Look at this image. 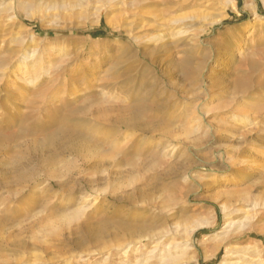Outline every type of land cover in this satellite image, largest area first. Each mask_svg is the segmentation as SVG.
I'll return each mask as SVG.
<instances>
[{
  "label": "rangeland",
  "instance_id": "obj_1",
  "mask_svg": "<svg viewBox=\"0 0 264 264\" xmlns=\"http://www.w3.org/2000/svg\"><path fill=\"white\" fill-rule=\"evenodd\" d=\"M5 1L15 9L0 27L41 71L36 85L0 83V264H125L105 246L152 220L204 223L188 264H221L227 249L264 264V211H252L264 203V0L213 4L191 29L199 47L169 55L141 35L203 11L190 0H150L146 29L122 0L99 4L108 16L48 8L80 0ZM10 48L0 40V62ZM223 204L236 224L224 241Z\"/></svg>",
  "mask_w": 264,
  "mask_h": 264
},
{
  "label": "bare ground",
  "instance_id": "obj_2",
  "mask_svg": "<svg viewBox=\"0 0 264 264\" xmlns=\"http://www.w3.org/2000/svg\"><path fill=\"white\" fill-rule=\"evenodd\" d=\"M105 1L108 4H111L115 0H80L77 3L72 2V4H66V5H57L56 3H54L56 5H53V7L49 6L48 8L49 10H51V13L54 12V14L52 15L60 16L59 15L60 10H62L64 13H68V11L74 12V10L78 8L82 9L84 7L86 8V7L92 6L96 8V12L100 16H103V15L108 16L106 14L107 11L99 7V4ZM149 1L150 0H122V3H121V5H123L124 8H126V10L130 9L131 12H133V16L137 19L138 22L140 21L141 29H146L150 24L148 19L141 18L142 11L146 10L147 8L146 4ZM34 2L32 0H15V4L18 6V9L22 10L23 12L27 10L35 11L38 7H41L42 4H39L37 7L35 6ZM190 3L195 4L197 7L200 8V10H203V11L198 12L197 14L192 15V16H187V17H182V18H173L171 20L166 21V23L163 25V31L145 34L144 36H143L144 34L143 33L141 35L142 37L139 36L141 38L143 37L145 38L146 42L152 48L153 53L155 51L158 53L169 55L174 50H177L183 42H185V46L189 45V46H192L193 48L194 46H198L197 45L198 42L196 43V40H192L190 38L191 29L195 28L194 27L195 24L201 23V20H203L206 17V11H208V9H210L213 4L220 6V8H222L223 10L233 9L235 7L234 5L235 0H190ZM173 8H174L173 4L169 3L168 10L173 9ZM14 9L15 8H14L13 2L10 3V2L5 1L3 5H0V21L4 19L3 16L11 15L14 12ZM249 10H251V8H249ZM48 14L50 15V13ZM148 14L151 15L153 18H155L157 22L159 21L158 20L159 16L156 13H148ZM73 15L74 14H72V17ZM11 20L12 19H10V21ZM251 30L253 31L256 30L255 24L251 26ZM165 32L171 35L169 36L170 38L168 37L169 39H166L167 37L165 35ZM0 40L1 42L3 41V43L7 42L9 44H12V48L9 49V53L11 55L9 54V58H4L0 62V83L1 82L3 83V81L7 83L6 80L14 78L15 81L19 83L20 85L22 84L36 85L38 83L37 74L38 72L41 71V67L37 66L39 61L36 58L38 56L35 53L31 55L28 53L26 39L23 36H19L18 33H15L13 29H4L0 27ZM188 49L190 51V48ZM1 87L2 86H0V90H1ZM234 119L238 123L249 120L248 116L246 117L236 116ZM253 207L254 208L252 209V211L254 212L264 211V203L260 204V203L255 202V206ZM222 208H223L225 217L229 218L228 223L225 227V231L223 233H219L222 235V240L224 241L230 234L233 233L232 230L235 228L236 224L233 223L232 220L230 219L231 215L229 214H231V207L228 206L227 204H223ZM164 214L166 215V218L170 217L169 212L168 213L164 212ZM254 220L255 219H253V221ZM253 221H250V219L247 218V221L242 224L243 229L244 228L246 229V224L249 223V225H251ZM160 222L161 220H152L150 221L149 224L130 225V226L128 225L129 227L125 228L123 239L112 240V244L109 247L105 246L104 250L105 251L107 250L108 253H110L111 251L123 252L124 258L127 259L126 262H128L129 264H133V261H131L132 255L136 256V261L134 262V264H188L189 261H188L187 255L193 249V237L194 235H196V233L199 230L203 229L202 226L204 225V223H197L191 227L188 226L185 229L183 228V232H182L181 231L182 229L179 230L180 228L179 226H178L179 228L173 227L174 228L173 230V229L168 228L167 222L161 223V224ZM156 223H159L160 225ZM99 232H102V230H100ZM101 238H102V235H100L99 233L94 234L93 236L94 242H96V239L100 240ZM246 251L247 250L239 251V250L227 249L226 253L228 256L221 264H239V263H235L234 261L232 262V259L238 256H240L244 261H247L246 263L249 262L253 264H260V263L252 262L251 260H249V258L245 256L247 254ZM126 262L125 264H127Z\"/></svg>",
  "mask_w": 264,
  "mask_h": 264
}]
</instances>
